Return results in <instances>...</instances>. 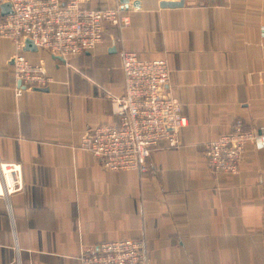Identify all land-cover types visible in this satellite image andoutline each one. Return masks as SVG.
Listing matches in <instances>:
<instances>
[{"label":"crops","instance_id":"1","mask_svg":"<svg viewBox=\"0 0 264 264\" xmlns=\"http://www.w3.org/2000/svg\"><path fill=\"white\" fill-rule=\"evenodd\" d=\"M124 6L129 27L107 24L87 52L59 59L24 50L49 80L20 94L15 46L0 37V161L20 164L25 183L11 216L0 198V264H78L121 239H144L151 264H264V143L245 147L235 174L210 170L204 157L237 119L264 125V0ZM125 49L167 61L165 90L187 118L181 145L155 148L142 175L107 171L79 147L89 130L116 120L110 99L123 93Z\"/></svg>","mask_w":264,"mask_h":264},{"label":"built area","instance_id":"2","mask_svg":"<svg viewBox=\"0 0 264 264\" xmlns=\"http://www.w3.org/2000/svg\"><path fill=\"white\" fill-rule=\"evenodd\" d=\"M3 3H9L11 12L0 18V37L15 46L12 74L23 85L15 88L17 94L49 80L43 68L25 54V39L38 49L67 58L94 48L102 41L107 24L121 31L130 25V14L120 0L105 9L91 7L90 0H0ZM120 62L123 93L110 99L116 120L89 130L79 147L88 150L107 171L132 170L142 175L149 170L155 148L181 145L179 132L187 118L179 99L165 90L170 79L165 59H142L125 49L120 52ZM263 143L264 125L253 130L237 119L231 131L206 143V165L215 172L238 173L245 147ZM24 189L21 165L0 161V198L7 215H12L11 197ZM77 260L78 264H151L144 239L105 241Z\"/></svg>","mask_w":264,"mask_h":264},{"label":"water","instance_id":"3","mask_svg":"<svg viewBox=\"0 0 264 264\" xmlns=\"http://www.w3.org/2000/svg\"><path fill=\"white\" fill-rule=\"evenodd\" d=\"M122 3L126 4L129 3V0H120ZM182 4V1H161L160 5L164 8H169V7H177ZM1 8V16H5L11 12L10 5L9 3H3L0 5ZM37 47L35 46L34 42L30 39H25L24 40V47L23 50H36ZM59 59H62V57H58ZM36 89H39L36 87Z\"/></svg>","mask_w":264,"mask_h":264}]
</instances>
